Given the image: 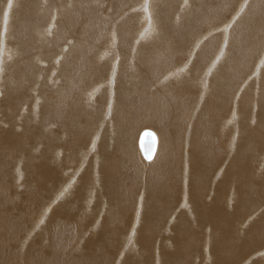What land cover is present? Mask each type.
Segmentation results:
<instances>
[{
    "label": "bare ground",
    "instance_id": "6f19581e",
    "mask_svg": "<svg viewBox=\"0 0 264 264\" xmlns=\"http://www.w3.org/2000/svg\"><path fill=\"white\" fill-rule=\"evenodd\" d=\"M0 35V264H264V0H0Z\"/></svg>",
    "mask_w": 264,
    "mask_h": 264
},
{
    "label": "crops",
    "instance_id": "0c3cea01",
    "mask_svg": "<svg viewBox=\"0 0 264 264\" xmlns=\"http://www.w3.org/2000/svg\"><path fill=\"white\" fill-rule=\"evenodd\" d=\"M242 166H243V172H241V173H237V176H235L236 178H237V181H234V185H238L239 184V182H242V184H243V181H244V179H245V176H246V174L248 173V170H247V168H246V165L245 164H242ZM239 174V175H238ZM241 174V175H240ZM243 174V175H242ZM241 178V179H240ZM242 180V181H241ZM244 194H242V193H239V196H240V198H243L242 196H243ZM252 195V194H251ZM252 196H254V195H252ZM264 196V195H263ZM260 200H264V197H262ZM261 203V202H260ZM256 211V207H254V212L253 213H258V215H257V217H256V219H258V217L260 216V215H262V211L261 210H259V211H257V212H255ZM240 214V213H239ZM232 219V221L231 222H226V223H224V225H223V228L224 229H226V228H228L229 226L228 225H230L233 229L240 223L239 222V220L238 219H236V218H231ZM228 223V224H227ZM230 227V228H231ZM262 240V241H261ZM246 245H245V247H247V246H249L248 245V243H245ZM254 244H255V247H254ZM252 247H249L248 248V250L246 249V251H244V259L246 260H249L250 259V257H251V255L252 254H255L256 253V251L257 252H260V250H262V251H264L263 249H264V236H263V239L259 236V239L257 238V240L256 241H252V243L250 244ZM258 246H260V247H258ZM245 247H243L244 249H245ZM256 248V249H255ZM260 248V250H258ZM248 251V252H247ZM247 256H249L248 258H247ZM255 259V258H254ZM253 260V259H252Z\"/></svg>",
    "mask_w": 264,
    "mask_h": 264
},
{
    "label": "water",
    "instance_id": "95a60500",
    "mask_svg": "<svg viewBox=\"0 0 264 264\" xmlns=\"http://www.w3.org/2000/svg\"><path fill=\"white\" fill-rule=\"evenodd\" d=\"M158 137L154 129L146 127L142 129L139 136L140 148L147 158H152L155 154Z\"/></svg>",
    "mask_w": 264,
    "mask_h": 264
},
{
    "label": "rangeland",
    "instance_id": "374dc122",
    "mask_svg": "<svg viewBox=\"0 0 264 264\" xmlns=\"http://www.w3.org/2000/svg\"><path fill=\"white\" fill-rule=\"evenodd\" d=\"M246 4L248 5V2H246ZM140 7V4L138 3L137 5H136V9H134V10H139V9H137V8H139ZM218 32H219V30H217ZM220 32H221V30H220ZM5 36L6 35H0V41L1 42H5L6 40H5ZM222 38H223V42H224V40H225V37H224V34L222 35ZM3 43H1V44H3ZM222 45V44H221ZM217 58V57H216ZM216 60V59H215ZM34 62V61H33ZM39 66H41L40 64H39ZM146 127H149V128H152V129H154L155 130V132H157V134H158V130H157V128H155V127H152V126H146ZM146 127H143V128H141L140 130H139V132H141L142 131V129H144V128H146ZM138 132V134H137V137H136V141H137V138H138V136H139V133ZM158 136H159V134H158ZM136 145H137V142H136Z\"/></svg>",
    "mask_w": 264,
    "mask_h": 264
}]
</instances>
